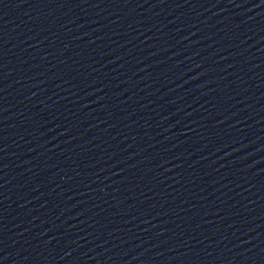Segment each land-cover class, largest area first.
Listing matches in <instances>:
<instances>
[{
    "label": "water",
    "instance_id": "water-1",
    "mask_svg": "<svg viewBox=\"0 0 264 264\" xmlns=\"http://www.w3.org/2000/svg\"><path fill=\"white\" fill-rule=\"evenodd\" d=\"M0 264H264V0H0Z\"/></svg>",
    "mask_w": 264,
    "mask_h": 264
}]
</instances>
